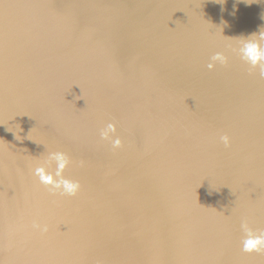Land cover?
Wrapping results in <instances>:
<instances>
[{
  "label": "water",
  "instance_id": "1",
  "mask_svg": "<svg viewBox=\"0 0 264 264\" xmlns=\"http://www.w3.org/2000/svg\"><path fill=\"white\" fill-rule=\"evenodd\" d=\"M261 30L264 0H0V264H264Z\"/></svg>",
  "mask_w": 264,
  "mask_h": 264
},
{
  "label": "clouds",
  "instance_id": "2",
  "mask_svg": "<svg viewBox=\"0 0 264 264\" xmlns=\"http://www.w3.org/2000/svg\"><path fill=\"white\" fill-rule=\"evenodd\" d=\"M264 41V30L258 34L253 33L249 38L242 39L238 53L240 58L253 68L259 67L260 74L264 76V47L261 45ZM228 63V56L217 51L210 57L208 64L209 69L215 68L217 65L225 66ZM116 131L114 123H108L100 130V136L104 140L111 138V134ZM221 141L228 145L230 138L227 135L220 137ZM113 147H120L122 140L119 137L112 139ZM72 163L67 153L63 151H49L46 158L33 166V174L39 178V182L46 187L53 195L75 196L80 190L79 181L72 180L63 175L64 170ZM54 167V171H50ZM33 227L47 232V225L33 224ZM244 232L242 241V250L246 253H264V231H258L249 226L247 222L241 223Z\"/></svg>",
  "mask_w": 264,
  "mask_h": 264
}]
</instances>
